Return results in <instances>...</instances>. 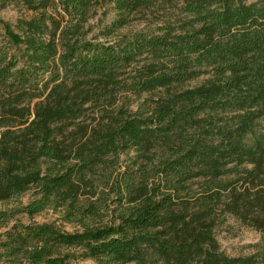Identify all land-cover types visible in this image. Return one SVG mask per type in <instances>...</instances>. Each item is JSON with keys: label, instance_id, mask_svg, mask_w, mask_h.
<instances>
[{"label": "trees", "instance_id": "16d2710c", "mask_svg": "<svg viewBox=\"0 0 264 264\" xmlns=\"http://www.w3.org/2000/svg\"><path fill=\"white\" fill-rule=\"evenodd\" d=\"M154 1L0 0L31 13L0 22V203L30 193L28 217L80 229L14 223L0 264H264L215 237L225 213L264 230V0H183L153 32L88 37L95 6L110 33Z\"/></svg>", "mask_w": 264, "mask_h": 264}, {"label": "rangeland", "instance_id": "374dc122", "mask_svg": "<svg viewBox=\"0 0 264 264\" xmlns=\"http://www.w3.org/2000/svg\"><path fill=\"white\" fill-rule=\"evenodd\" d=\"M249 4L257 0H240ZM184 4L183 0H175L173 4H164L162 0L153 2L148 8L141 13L133 14L130 22L125 27L107 33L106 30L115 17L113 6L110 4H99L93 8L88 25L92 27L93 34H100L101 41H114L121 35L131 34L134 32L144 31L153 32L157 26L163 22L176 20L180 7ZM30 12L25 11L15 4L0 5V22L14 24L18 18L29 17ZM102 34V35H101ZM2 26L0 24V44H4ZM209 76H202L197 80L191 81L185 87H194L202 84ZM157 94H142L141 96L125 95L121 96L117 102V107H122L130 113L137 111H149L156 99ZM92 116V115H91ZM90 115L86 122H90ZM260 128L264 130V121L261 122ZM31 201V194L27 193L17 199L0 203V212L5 213L8 218L5 223L0 225V238L14 223L29 224H52L58 229L65 232L79 231V227L66 222L59 211L47 209L33 217H28L22 209ZM215 237L221 251L230 257H247L255 255L264 250V230L249 226L231 214H223L218 221L215 229ZM81 264H92L91 261H84Z\"/></svg>", "mask_w": 264, "mask_h": 264}]
</instances>
